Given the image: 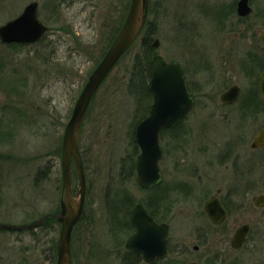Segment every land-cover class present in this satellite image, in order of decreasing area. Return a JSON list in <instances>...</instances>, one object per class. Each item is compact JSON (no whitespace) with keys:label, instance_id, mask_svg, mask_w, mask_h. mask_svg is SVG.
I'll return each instance as SVG.
<instances>
[{"label":"rangeland","instance_id":"rangeland-1","mask_svg":"<svg viewBox=\"0 0 264 264\" xmlns=\"http://www.w3.org/2000/svg\"><path fill=\"white\" fill-rule=\"evenodd\" d=\"M33 1L39 5L38 18L48 32L34 45L0 44V224L14 226L30 225L60 211L65 127L90 75L121 28L130 2L0 0V26ZM238 1L150 0L151 40L159 41L154 55L179 61L198 98L197 106L175 133L184 146L178 151L180 165L194 159L204 164L212 155L207 151V136L224 132L220 125L211 126L215 122L210 118L212 108L222 117L216 110L220 93L237 85L243 92L241 101H245L256 84L258 63H264L259 40L264 31V0H249L253 12L247 19L237 17ZM141 41L142 34L101 85L82 122L79 148L89 212L72 235L73 264H123L127 234L122 232L129 227L133 207L137 203L157 206V190L141 192L133 171L139 153L132 140L137 102L129 82L136 55L141 54ZM262 127L264 116L242 125L248 138ZM164 169L170 171L168 160ZM72 174L76 195L79 183L74 164ZM182 186L180 193L187 198L188 186ZM190 186L194 188L190 200L175 196L177 202L169 205L168 222L173 242L198 245L199 233L184 232L208 226L202 214L201 189L197 183ZM248 192L245 197L250 205L259 190ZM184 214L191 220L185 221ZM256 219L244 249L229 252L230 264H238L237 258L242 259L240 264H264V211ZM235 222L236 216L231 217L229 223ZM60 230L56 220L20 231L1 228L0 264H56ZM222 234L208 233V245L196 256L205 254L224 263ZM117 236L119 240L113 242Z\"/></svg>","mask_w":264,"mask_h":264},{"label":"water","instance_id":"water-1","mask_svg":"<svg viewBox=\"0 0 264 264\" xmlns=\"http://www.w3.org/2000/svg\"><path fill=\"white\" fill-rule=\"evenodd\" d=\"M149 0H131L126 20L109 50L90 75L73 109L63 136L62 143V193L60 212L54 216L61 223L60 237L57 244L56 264H73L72 233L78 223L85 206L86 178L83 160L79 149L80 130L87 110L102 83L117 65L123 55L131 48L142 33L148 15ZM253 12L249 0H239L237 14L242 18L249 17ZM48 31V27L38 19V4L31 2L15 19L0 26V42L5 45L19 44L28 46L37 43ZM264 44V32L260 35ZM154 48L159 47V41L154 40ZM152 77L149 90L153 95L148 116L143 119L135 131V142L140 148L137 158V183L142 191L155 187L160 181L159 133L172 128L184 120L194 107V99L188 93L183 69L177 62L167 63L157 55L151 62ZM261 95L264 97V72L258 81ZM240 89L236 86L221 95L224 103H233L239 97ZM264 142V132L255 141V146ZM75 165L78 176V193L75 195L72 187L71 164ZM208 215L217 222L216 217L224 218V211L214 207L212 202L206 205ZM221 211V212H220ZM220 213L219 215H217ZM44 219L30 225L14 226L0 224V228L10 230L29 229L41 224ZM131 223L135 233L127 242V248L138 255H162L166 249L168 226L157 224L149 216L142 205H137L133 211ZM246 228H241L234 237L233 247L239 248L245 241ZM155 251V253L153 252Z\"/></svg>","mask_w":264,"mask_h":264},{"label":"flooded vegetation","instance_id":"flooded-vegetation-1","mask_svg":"<svg viewBox=\"0 0 264 264\" xmlns=\"http://www.w3.org/2000/svg\"><path fill=\"white\" fill-rule=\"evenodd\" d=\"M150 6L151 3L149 0L148 16L150 13ZM235 13L240 19L248 18H242L237 14V6ZM259 40L264 48V44L260 37ZM0 44L2 43L0 42ZM171 61L180 64L184 72L188 93L194 99V107L191 109L189 113L190 115L197 106L198 98L194 94L195 92L191 85L187 82L183 65L177 60ZM263 72L264 68L258 72L256 84H254L249 90V94L245 101H241L243 92L237 85L226 87L220 93L219 107H216V110L221 113L222 117H219L214 111V108H212L210 118L215 124L212 123V125H210H220L224 129V132L221 133L222 135H206L207 137H210L208 140L209 142L207 143V151L212 155L206 159L204 164H200L198 159L188 161L186 164L183 161L182 165H180L179 162L178 151H181V149L183 150L184 146L179 145L180 140L179 137H175L177 136L175 133L189 115L176 126L164 129L159 133L158 141L161 150V158L158 165L160 181L155 187L146 191L140 190L138 186L139 190L143 193L153 189L157 190V206L155 208L151 203L150 205H144L141 203L137 204H140L145 208L155 223L168 226L166 249L164 254L156 255L154 257L152 256L153 254H150L147 256L149 260H146L144 255H138L133 250L127 248V242L135 233V229L131 223L133 211L137 205L135 204L130 214V218L128 219L129 227L127 231L124 230V232H122L127 234L122 257L123 264H218L217 260H211L210 257L205 254H202L199 257L196 256L201 249H204L206 245H208V233H211L212 231L215 233H223L220 253L223 254L221 258H223L224 263L221 264L233 263L232 261H229L231 259L229 252L238 253L244 249L251 234L255 230L254 228H256L255 222L257 220L256 217L258 216V212L264 211V142L262 145L255 146V141L260 138L261 133L264 132V127H262L257 134L251 138H248V136L243 133L242 128L244 121H253L264 116V97L261 95L258 85L259 78ZM234 86L240 89L237 101L233 103L222 102L220 99L221 95ZM165 160L169 161L170 171L167 173L164 169ZM133 171L136 174L137 182L136 163ZM180 179L190 181L180 182ZM194 183H197L198 189H201L199 198L200 201L204 200L202 214L203 218L206 220V226H208V229L200 228L197 230L195 229L194 231L189 229L184 232L199 233L196 236V242L198 245H192L189 241L175 240L173 242L171 225L168 222L169 217H171L172 214L169 205L175 204L178 200L176 197L179 198L181 195L183 199L190 200L189 196L191 195V189H194L190 185ZM182 185L188 186L189 194L187 198H184L183 194L180 193V187H183ZM245 189L247 190L246 193H244ZM255 189L259 190V192L252 198L249 205L247 203V197L245 196L249 195V190ZM208 202H212L214 207H217L218 204V210L224 211L225 215L223 219L219 220L220 218L216 217L218 220H216L217 222H214L206 211V205ZM86 212H89V210L85 197V206L82 216ZM166 214L168 217H166ZM219 214L220 213L217 215ZM181 216L185 221L191 220L188 218L187 214ZM233 216H236V222L230 224V219ZM241 228H246V237L241 247L236 249L233 247L234 237ZM228 234L230 235L228 236ZM119 237L120 236L114 237L113 242H115L117 238V240H119ZM117 243L119 242L117 241ZM153 252L155 253V251ZM237 259L238 261L236 260V263L240 264L242 259ZM224 260L227 261V263H225Z\"/></svg>","mask_w":264,"mask_h":264},{"label":"trees","instance_id":"trees-1","mask_svg":"<svg viewBox=\"0 0 264 264\" xmlns=\"http://www.w3.org/2000/svg\"><path fill=\"white\" fill-rule=\"evenodd\" d=\"M153 33L154 31L151 24L147 22L145 29L142 33L141 54L136 55L137 59L135 61L129 82V88L136 96L137 102L135 113L136 126L139 124L140 121L147 117L149 108L153 103V96L149 90V82L152 76L150 64L154 55V49L152 47L151 40ZM258 68H260V70L263 69L264 63H258ZM145 97L146 99H148L147 103L142 102ZM132 140L134 143V133L132 135ZM135 148L138 150L136 144Z\"/></svg>","mask_w":264,"mask_h":264}]
</instances>
